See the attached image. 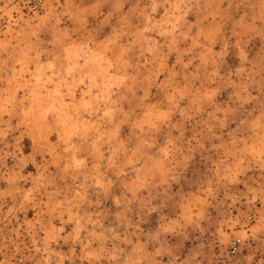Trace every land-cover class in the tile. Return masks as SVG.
<instances>
[{"label":"rangeland","instance_id":"rangeland-1","mask_svg":"<svg viewBox=\"0 0 264 264\" xmlns=\"http://www.w3.org/2000/svg\"><path fill=\"white\" fill-rule=\"evenodd\" d=\"M0 264H264V0H0Z\"/></svg>","mask_w":264,"mask_h":264}]
</instances>
